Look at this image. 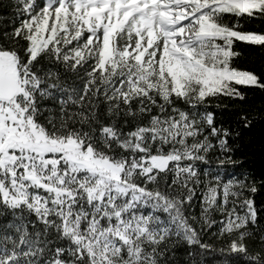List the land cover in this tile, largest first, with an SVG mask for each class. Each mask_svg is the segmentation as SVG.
<instances>
[{
  "label": "snow or ice",
  "instance_id": "6c2138e0",
  "mask_svg": "<svg viewBox=\"0 0 264 264\" xmlns=\"http://www.w3.org/2000/svg\"><path fill=\"white\" fill-rule=\"evenodd\" d=\"M260 194L264 0H0V264H264Z\"/></svg>",
  "mask_w": 264,
  "mask_h": 264
},
{
  "label": "trees",
  "instance_id": "16d2710c",
  "mask_svg": "<svg viewBox=\"0 0 264 264\" xmlns=\"http://www.w3.org/2000/svg\"><path fill=\"white\" fill-rule=\"evenodd\" d=\"M238 48L242 49L244 52V55L240 57L239 60H237L235 63L239 65L240 67L243 68H248V69H256L257 71L261 70V62L258 58H254L252 54V49L248 48L245 45H237ZM264 198V194H260L257 196V200H260Z\"/></svg>",
  "mask_w": 264,
  "mask_h": 264
}]
</instances>
